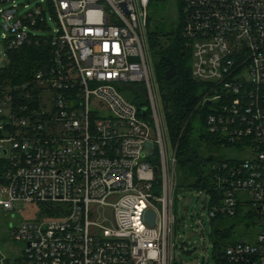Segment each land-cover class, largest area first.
I'll return each instance as SVG.
<instances>
[{"label":"built area","instance_id":"2783aa9c","mask_svg":"<svg viewBox=\"0 0 264 264\" xmlns=\"http://www.w3.org/2000/svg\"><path fill=\"white\" fill-rule=\"evenodd\" d=\"M151 1L0 0L7 55L34 45L47 57L22 97L0 88V207L26 245L7 263L170 264L178 144L169 146L151 65ZM174 2L193 78L212 86L201 129L231 153L195 191L211 223L263 219L255 242H229L218 260L264 264V0ZM139 84L145 107L123 96Z\"/></svg>","mask_w":264,"mask_h":264},{"label":"trees","instance_id":"16d2710c","mask_svg":"<svg viewBox=\"0 0 264 264\" xmlns=\"http://www.w3.org/2000/svg\"><path fill=\"white\" fill-rule=\"evenodd\" d=\"M153 1H151L150 7ZM178 22L175 29L169 30L164 27V23H160L152 29V19L149 25V47L154 63L155 79L162 97L165 121L172 143L178 144V186L176 194L180 190L205 189L209 185V182H206L209 164L217 160L216 158L202 157L192 146L195 119L192 120L191 118L195 107L211 91L212 86L193 78L192 51L182 36L183 17L180 4L178 6ZM45 53L44 47L34 45H25L9 51L7 64L0 67V88H11L14 95L22 97L26 93L23 91V86L32 84L41 64L47 61ZM170 63H174L177 68V75L172 80L166 78ZM131 92L136 96L138 105L147 106L142 99L139 101V95L134 89L131 88ZM198 114L203 122L207 115V107L198 111ZM203 138L212 141L207 135H203ZM212 142L215 143L216 141ZM4 171V167L0 164V173L4 174ZM184 174H186L185 179ZM2 179L3 177H0V184H3ZM249 218L252 216L243 217L239 215L233 221H243ZM228 221L230 220L215 219L212 221V225L214 223L219 225L213 229L211 234L218 264H225L218 258L221 257L224 247L236 237V228L233 225L226 228Z\"/></svg>","mask_w":264,"mask_h":264},{"label":"rangeland","instance_id":"374dc122","mask_svg":"<svg viewBox=\"0 0 264 264\" xmlns=\"http://www.w3.org/2000/svg\"><path fill=\"white\" fill-rule=\"evenodd\" d=\"M30 2V6L35 8L41 0H27ZM46 9H48L46 7ZM49 13V9H48ZM48 16H50L48 14ZM150 17L152 19V29L157 27L160 23H164V27L169 30L176 28L178 25V7L175 6L174 0H154L150 7ZM51 31L57 30L58 25L55 22H50ZM7 64V53L4 43L0 39V67H4ZM151 65L154 67L153 58ZM136 93L139 95V101L146 100L145 90L143 85L136 86ZM141 88V90H140ZM157 94L159 101L162 102L161 93L157 85ZM163 108V106H162ZM202 109V102L196 107L192 115V120L195 119L193 129L195 131L192 138V146L202 156L206 158H216L215 161H221L224 158L231 157V153H228L226 147L221 144H215L209 141L207 138H203L204 132L201 129L202 121L199 118L198 111ZM164 111V109H163ZM169 146L172 148V141L170 140ZM228 149V148H227ZM239 154H233V157H238ZM0 164L4 167L5 158L0 153ZM184 179L186 174L183 175ZM0 177H3V173H0ZM183 182V181H180ZM2 184H0V198ZM205 195L199 196L197 191L187 192L180 190L175 196L174 205V217L176 224L173 226V237L171 241V262L170 264H218L215 257V246L211 234L214 228L219 226L217 223H211L206 209L203 207V199ZM186 198H194L192 206L187 209ZM29 212L22 213L24 219H34L35 210H32L34 217H28ZM249 218L243 221H228L226 228L231 225L236 228V237L233 241L248 240L255 242L258 234L263 225V219H258V216ZM11 219L9 215L4 211L3 207H0V264H6L12 261L14 258H20L22 251L25 249V244L14 240L9 234V224ZM233 241H230L233 242ZM6 260V262H4Z\"/></svg>","mask_w":264,"mask_h":264},{"label":"water","instance_id":"95a60500","mask_svg":"<svg viewBox=\"0 0 264 264\" xmlns=\"http://www.w3.org/2000/svg\"><path fill=\"white\" fill-rule=\"evenodd\" d=\"M176 75H177V68H176L174 63H170V69L166 72V78L169 80H172L176 77ZM123 96L132 104L136 101V96L128 90L123 92ZM139 112L143 116L146 115V109L145 108H139ZM150 147H151V144L148 143L145 146V149L148 150V148H150ZM155 154H158V148L157 147L155 148ZM155 170L157 171L158 169H155ZM191 203H192V200L189 202V207L191 206ZM144 218L146 221L149 222V224L151 226H154L155 214L153 212H146L144 215Z\"/></svg>","mask_w":264,"mask_h":264},{"label":"flooded vegetation","instance_id":"af4514ba","mask_svg":"<svg viewBox=\"0 0 264 264\" xmlns=\"http://www.w3.org/2000/svg\"><path fill=\"white\" fill-rule=\"evenodd\" d=\"M6 264H9V263H6Z\"/></svg>","mask_w":264,"mask_h":264}]
</instances>
